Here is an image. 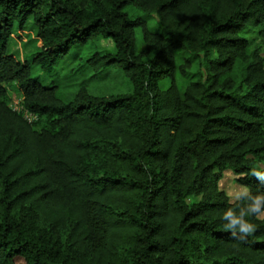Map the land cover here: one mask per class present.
<instances>
[{"label": "trees", "instance_id": "trees-1", "mask_svg": "<svg viewBox=\"0 0 264 264\" xmlns=\"http://www.w3.org/2000/svg\"><path fill=\"white\" fill-rule=\"evenodd\" d=\"M30 20L40 49L24 62L8 49ZM101 41L112 47L75 71L118 68L129 91L94 94L91 75L63 99L32 73ZM7 84L36 121L10 107ZM256 161L264 0H0V264H264V218L245 242L219 219L225 172L264 188Z\"/></svg>", "mask_w": 264, "mask_h": 264}, {"label": "rangeland", "instance_id": "rangeland-1", "mask_svg": "<svg viewBox=\"0 0 264 264\" xmlns=\"http://www.w3.org/2000/svg\"><path fill=\"white\" fill-rule=\"evenodd\" d=\"M133 16L144 15L142 11L135 10L133 7H128ZM148 25L151 29L159 27L158 20L154 15L147 16ZM136 45L138 49L144 48L143 31L141 27H137ZM110 41H101L96 43H88L84 46L74 48L69 55L60 59L55 65L52 72H45L39 65L32 63V73L39 78V81L44 85H57L58 94L63 99L73 96L79 88V84L83 78L94 75L89 80V90L94 94L109 95L111 93L127 92L129 80L124 73L118 68H111L107 73H99L96 70L88 71L85 75H81L80 70H76L82 64H88L87 59L94 52L103 50V48H111ZM40 49V39L38 37V29L33 21H29L24 29H15L11 37L9 52L15 55L19 60L27 62ZM186 53L177 52V65L184 63ZM197 63H194L187 75L181 74L180 71L176 74V82L183 89L189 81V77L197 72ZM95 74L98 76L96 77ZM102 76V77H101ZM195 75H193L194 77ZM100 77V78H99ZM130 83V82H129ZM171 83V78H165L160 81L162 87H168ZM131 84V83H130ZM6 88L10 95L15 94L17 97L20 93L15 84H7ZM236 175L232 171L224 173V177L220 180V187L227 191L236 182Z\"/></svg>", "mask_w": 264, "mask_h": 264}, {"label": "clouds", "instance_id": "clouds-1", "mask_svg": "<svg viewBox=\"0 0 264 264\" xmlns=\"http://www.w3.org/2000/svg\"><path fill=\"white\" fill-rule=\"evenodd\" d=\"M249 175L255 176L264 185V161H256ZM238 180V177H236ZM226 207L219 219L223 221L225 231L230 230L231 236L245 242L257 231L255 219L264 218V188L255 189L247 184L234 183L227 191Z\"/></svg>", "mask_w": 264, "mask_h": 264}, {"label": "built area", "instance_id": "built-area-1", "mask_svg": "<svg viewBox=\"0 0 264 264\" xmlns=\"http://www.w3.org/2000/svg\"><path fill=\"white\" fill-rule=\"evenodd\" d=\"M11 96V102H10V107L22 114L24 116L25 119H27L29 122H34L38 119V116L33 113L31 110L27 109L24 105V99L21 95H19L18 97L13 94L10 95Z\"/></svg>", "mask_w": 264, "mask_h": 264}]
</instances>
